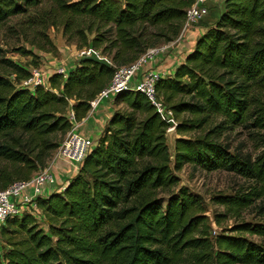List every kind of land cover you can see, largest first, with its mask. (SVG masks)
Returning <instances> with one entry per match:
<instances>
[{
    "label": "trees",
    "instance_id": "obj_1",
    "mask_svg": "<svg viewBox=\"0 0 264 264\" xmlns=\"http://www.w3.org/2000/svg\"><path fill=\"white\" fill-rule=\"evenodd\" d=\"M42 1L0 0V24ZM46 1L66 18L65 27L76 19L84 22L93 35L90 40L81 36L83 46L100 50L115 67L135 62L153 48L156 41L151 39L175 40L194 4ZM7 64L16 82L29 77L22 66ZM114 69L76 62L66 78L54 73L49 88L33 91L0 77V160L15 166L12 172L0 170V190L42 171L45 159L71 130L68 112L77 122L83 120ZM155 90L178 122L175 134L181 137L173 155L165 138L169 123L143 94L119 93L113 105L125 103L126 110L112 112L76 175L61 191L37 198L34 214L9 218L1 227L0 264H264V244L241 235L210 238L202 199L185 187L172 192L179 181L173 172L185 165L233 173L256 187L217 195L211 202L239 217L259 201L264 215V152L253 159L232 154L221 142L237 127L264 129V0H224L218 18L184 63L172 76L160 78ZM206 126L204 134L183 138ZM160 195L168 196L164 206ZM234 231L264 239V223H242Z\"/></svg>",
    "mask_w": 264,
    "mask_h": 264
},
{
    "label": "rangeland",
    "instance_id": "obj_2",
    "mask_svg": "<svg viewBox=\"0 0 264 264\" xmlns=\"http://www.w3.org/2000/svg\"><path fill=\"white\" fill-rule=\"evenodd\" d=\"M55 11V6L51 2L43 0L38 7L29 8L27 12L13 16L0 24V77L4 79L8 78L16 83V85H19V82L15 81L14 75L11 74V68L8 67L7 62L18 64L28 70V72L31 70V67L33 68L34 64H38V68H42L45 74L60 67H64L68 72L72 66L71 64L75 65V62L84 55L100 56L106 58L111 63L110 57L99 55L100 50L93 51L89 46H83L81 36L84 34L90 40L93 35V33H87L84 28L86 26L84 22L81 23L76 19L69 26L65 27L64 21L66 18L62 17L59 13H55ZM218 12L219 9L216 6V9H213V16H217ZM180 32H182V29ZM151 40L156 41L154 46L151 47L165 44L162 40H158V38ZM19 50L29 51L33 56H23ZM111 67L113 69L116 68L112 63ZM131 84H135L134 80ZM99 104L107 105L109 101L105 99ZM112 106L114 110L120 109L124 111L127 108L125 103ZM182 118L183 116L179 120ZM177 124L178 122L174 118L169 121L171 127H176ZM208 127L206 126L203 129L186 133L183 138H194L202 135L207 131L206 128ZM87 134L89 139L94 143V148L96 146L94 140L97 135L94 133ZM178 137L181 136L175 134L173 140ZM51 139L54 140L55 138L52 136ZM55 140L61 141L62 138L57 137ZM221 142L229 146V151L232 154L249 156L254 159L264 152V129L247 130L237 127L232 132L225 133ZM167 144L171 155H173L174 142L167 141ZM57 150L58 148L52 151L45 159V165L42 170L48 168L56 157ZM58 166L52 167V172L54 170L61 175ZM1 169H8L9 172H12L15 170V166L0 160ZM23 171H26V169L23 168ZM39 171L41 170L37 172ZM35 173L36 171L32 172L31 177ZM173 174L179 179L178 184L172 190L173 193H176L178 188L185 187L190 193L202 199L206 206L204 216L206 217V224L209 227L210 238L220 234L241 235L248 241L264 244V239L246 234H238L234 231L242 223H264V215L258 209L260 205L259 201L253 202L250 207L242 210L239 217L231 216L223 207L211 202V198L217 195L233 196L245 193L250 187H256L254 182L233 173L224 171L206 172L189 165H185L181 171L173 172ZM158 198L161 199L164 206L168 196L160 195ZM39 223L43 224L41 220H39ZM3 250L4 244L1 240L0 251Z\"/></svg>",
    "mask_w": 264,
    "mask_h": 264
},
{
    "label": "built area",
    "instance_id": "obj_3",
    "mask_svg": "<svg viewBox=\"0 0 264 264\" xmlns=\"http://www.w3.org/2000/svg\"><path fill=\"white\" fill-rule=\"evenodd\" d=\"M208 12L207 0H194V4L187 10L182 32L178 35L177 41L181 39L183 31L191 28L196 21L206 16ZM166 48V45L150 48L135 62L116 67L107 86L89 102L90 110L88 114L94 112L99 103L105 99L109 101L110 105H113L114 98L119 93L136 91L143 94L153 106L155 112L169 123L173 119L172 112L165 106L155 90L157 81L166 77V74L154 67L157 56L164 53ZM54 73L61 75L63 78H66L68 74L64 67L53 69L48 74H45L42 68L31 67L29 77L18 81V86L29 91H33L38 86L47 89L49 88L48 78ZM133 80L134 85L131 84ZM67 118L72 127L58 147L54 160L59 159L65 164V172L74 173L92 151L94 143L89 137L76 132L85 118L77 122L72 112H68ZM54 160L48 168L37 172L30 179L15 181L7 188L0 190V231L7 219L21 216L23 213H35V200L46 196L47 187L56 184V180L50 171L55 163Z\"/></svg>",
    "mask_w": 264,
    "mask_h": 264
},
{
    "label": "crops",
    "instance_id": "obj_4",
    "mask_svg": "<svg viewBox=\"0 0 264 264\" xmlns=\"http://www.w3.org/2000/svg\"><path fill=\"white\" fill-rule=\"evenodd\" d=\"M207 3L209 6L208 14L196 21L191 28L183 31L182 39L178 41L177 39H175L171 42L163 44L167 46L166 51L164 53H160L154 63V67H156L158 71L164 72L166 76H172L176 67L184 63L186 55L193 49L197 39L206 31L209 26H211L216 21L219 13L224 8V0H207ZM215 5L218 6L219 12L217 16L214 17L213 9H216ZM71 65V67L74 66V64ZM113 111L114 107L112 105L99 104L94 112L87 114V117L81 122V125L77 128V133L83 134L87 137H89L87 133L96 134L97 136L94 141L97 144L98 139L100 138L102 131L107 123V120L110 118ZM54 161L55 163L52 165V167L59 165L58 169L61 175L55 172L54 170L52 172L51 167L50 171L54 179L56 180V184L47 187L46 196H48L52 192L61 191L67 181L76 175V172H65V164L62 163L61 160L55 159Z\"/></svg>",
    "mask_w": 264,
    "mask_h": 264
},
{
    "label": "water",
    "instance_id": "obj_5",
    "mask_svg": "<svg viewBox=\"0 0 264 264\" xmlns=\"http://www.w3.org/2000/svg\"><path fill=\"white\" fill-rule=\"evenodd\" d=\"M86 61H89V62H94L96 64H100L102 66H105V67H110L111 66V63L106 60L105 58H101V57H98V56H94V55H85V56H82L80 57L77 62L78 63H81V62H86ZM175 135V127H172V128H169L167 131H166V141H170V142H174L175 143V138L173 140V137Z\"/></svg>",
    "mask_w": 264,
    "mask_h": 264
}]
</instances>
